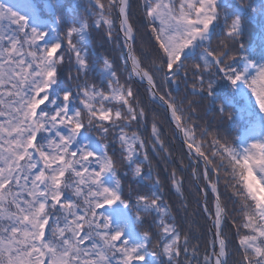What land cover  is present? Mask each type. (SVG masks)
Wrapping results in <instances>:
<instances>
[{
	"label": "snow or ice",
	"instance_id": "6c2138e0",
	"mask_svg": "<svg viewBox=\"0 0 264 264\" xmlns=\"http://www.w3.org/2000/svg\"><path fill=\"white\" fill-rule=\"evenodd\" d=\"M20 7L37 15L49 6L0 0V264H146L149 256L166 257L167 264H264V207L250 206L238 189L221 191L226 164L234 176L244 166L264 179V137L233 147L208 128L188 126L185 113L195 111L193 102L185 108V98L159 95L173 84L188 85L183 69L190 63L191 96H213L216 79L232 86L240 82L264 110V62L256 64L243 55L246 45L240 42L244 14L258 11L253 0H236L227 13L219 0H88L87 14L55 39L49 38L54 27L32 26ZM138 18L144 21L142 27ZM114 20L119 21L118 31ZM219 21L223 34L210 38V27ZM94 28L110 41L123 40L126 68L131 61L129 81L139 77L147 82L150 102L170 113L195 160L192 175L201 189L195 192L197 210L203 206L212 232L210 240L205 234L202 256L200 246L191 243V222L186 220L187 228L178 226L161 195L136 193L130 186L127 196L121 193V172L140 177L147 168L154 185H162L150 152L159 147L162 158V153L169 158L172 153L155 114L149 137L141 134L140 129L148 131L147 105L133 83H121L107 57L102 67L110 77L103 87L85 75L89 61L83 41ZM194 44L199 45V58L189 62L185 50ZM66 62L78 69L69 72L71 84L60 88L58 69ZM218 108L219 119L232 118L223 104ZM81 129L94 134L103 147L100 153L79 143ZM197 130L212 137L209 154L197 143ZM165 170L183 199L177 170ZM109 174L114 178L111 187L103 179ZM228 192L230 201L225 199ZM105 205L132 208L133 222L120 216L121 223L115 225L122 210L113 207L105 214ZM181 208L190 218L189 206L183 203ZM150 211L157 213L154 225L143 226Z\"/></svg>",
	"mask_w": 264,
	"mask_h": 264
},
{
	"label": "trees",
	"instance_id": "16d2710c",
	"mask_svg": "<svg viewBox=\"0 0 264 264\" xmlns=\"http://www.w3.org/2000/svg\"><path fill=\"white\" fill-rule=\"evenodd\" d=\"M37 2L42 6L44 4L49 6L47 8H42V11L37 14L38 17L47 20L51 27L56 29L55 33L51 31L49 32V38L55 37L70 24L78 23L88 12V0H32L33 4ZM219 3H222L227 7V11H225L227 13L235 7L236 0H219ZM253 5L257 7L258 11L255 14H244L246 21L241 34L240 42L246 45L242 54L255 58L258 61V64H260L264 62V0H253ZM117 22L118 20H114V26L116 29ZM29 23L35 27V19H30ZM137 23L142 27L144 21L138 18ZM223 30L224 25L222 21L214 23L210 27V38H218L223 34ZM260 37L262 38L260 39ZM117 44H119V47H117ZM83 46L86 58L89 61V68L87 69L85 75L93 83L103 87L108 82L110 77V72L102 67L103 61L107 57L110 63H112L113 68L118 69V75L122 78L121 83H133L135 91L142 96L144 104L147 105L149 113L148 131L145 132L147 127H145V129H140L139 131L141 134L145 139L149 137L152 115L155 114L157 116L158 127L161 131V138L164 141L165 146L169 149V152L172 153L171 158H169L165 153H162V158L157 155L158 151H162L159 147L150 152L153 164L159 171L160 178L163 182L162 185H154V177L147 168H145L143 176L140 177H134L130 173L128 175H125L124 172L119 173L122 195H128L129 186L131 187V190L136 193H157L161 195L170 205V210L174 215V219L178 223V226L187 228L188 224L186 223V220L191 222V235L193 237L191 243L200 246L202 256L204 251L203 240L205 238V234L209 240L212 238V232L208 231L211 222L203 215L202 205L200 206V209L197 210V208H199V204L198 199L195 196V192L200 191L201 189L197 185L196 178L192 175L194 162L188 156L183 144L175 134V129L169 121L167 114H165L164 107L162 105H158V102L156 101H152V103L150 102V98L146 94L147 86L145 84L140 83L135 79L129 81V67L128 64L127 68L124 65V60L126 58L122 39L119 41H110L103 35L100 29L94 28L85 36ZM199 53V45H195L194 47L190 46L185 50V57L189 62H197ZM240 66L242 67V65ZM77 69L78 66L72 62H66L58 69V85L60 88H65L71 84L69 72L75 74ZM191 71V69L187 71L189 76L187 86L183 83L180 85L173 84L170 87H165L162 91H159V93L161 95L171 93L172 96L177 97L178 99L185 98V108H187L189 102H193L191 106L195 109V111L185 113L189 127H194L195 124H199L201 125V128H208L211 132L218 133L217 138H220L221 136L230 137L234 141V145L238 148H240L242 139H245L247 144L254 142L255 138L253 135V128L259 123L264 125V110L259 108L263 111V114L260 116L255 115L253 111L243 108V97L237 90V85L232 86L228 81L222 79H216L212 90L213 96L208 97L206 93L201 94V98L191 96ZM179 75L183 77L184 73L182 72ZM220 104H223L226 111H230L232 113L231 119L218 118L217 113L219 111L218 106ZM74 107H79L78 101H74ZM136 130L137 129L133 128L130 131ZM87 136H91L95 141H97V138L93 133L87 132L86 129H81V134L78 137L79 143L84 144L83 140ZM196 140L197 143L203 144L206 154H209L207 149L211 145L212 137L201 136L200 131L197 130ZM113 147L115 152L118 154V145ZM138 159H142V157H138ZM181 160H183L184 165L181 164ZM166 166L170 170H177L182 180V191L184 193L183 199L180 198V194L176 191V188L169 183V172L165 170ZM161 186L163 187V192L159 191ZM223 189V185L221 184V191H223ZM231 198V192L225 194L226 200L230 201ZM183 203L189 206L188 211L191 213L190 218L181 208V204ZM114 207L116 206L114 205ZM230 207L231 203L229 202V208ZM127 210L132 223V218L134 216L133 209L127 208ZM156 215L157 213L155 211H150L149 215L145 216L142 221L143 226L147 227L154 225L153 217ZM112 218L113 217H110V219ZM228 224L231 226L232 221L229 220ZM115 225H118V223L115 222ZM232 232H235L234 227L232 228ZM146 264H167V258L160 257L156 259L149 256L146 260Z\"/></svg>",
	"mask_w": 264,
	"mask_h": 264
},
{
	"label": "clouds",
	"instance_id": "9594fccd",
	"mask_svg": "<svg viewBox=\"0 0 264 264\" xmlns=\"http://www.w3.org/2000/svg\"><path fill=\"white\" fill-rule=\"evenodd\" d=\"M189 69L192 70V64L186 63L183 71H188ZM223 137L226 138L231 146L235 147L234 141L230 137ZM222 171L225 172L221 179L223 188L238 189L247 198L250 206L258 205L264 207V179H262L261 174H254L251 170H246L244 166H238L236 169L238 175L234 176L232 168L227 167V164L226 171L224 169Z\"/></svg>",
	"mask_w": 264,
	"mask_h": 264
},
{
	"label": "rangeland",
	"instance_id": "374dc122",
	"mask_svg": "<svg viewBox=\"0 0 264 264\" xmlns=\"http://www.w3.org/2000/svg\"><path fill=\"white\" fill-rule=\"evenodd\" d=\"M19 9L28 19L34 16L31 12L26 11L23 7H20ZM36 26L38 28H41L42 30L45 28H50V25L45 20L38 21L36 23ZM53 39H55V38H53ZM255 132H256V140L260 139L261 137H264V128L263 127H261V126L257 127ZM85 144H89L90 148L92 150H94L96 153H100L103 150L102 147L98 143L92 141L91 138L85 139ZM103 179L109 187L112 186V184L114 182V178L111 177L110 174L103 177ZM118 207L121 208V210H122L121 214L116 217V220L119 222V224L121 223L120 216L126 217L128 219V221L130 222L129 215H128L126 209H124L123 206L118 205ZM110 209H111V207H106L104 210H105V212H107V214H109Z\"/></svg>",
	"mask_w": 264,
	"mask_h": 264
},
{
	"label": "water",
	"instance_id": "95a60500",
	"mask_svg": "<svg viewBox=\"0 0 264 264\" xmlns=\"http://www.w3.org/2000/svg\"><path fill=\"white\" fill-rule=\"evenodd\" d=\"M125 53H126V56H127V55H128V50H127V48H126ZM128 64H129L130 69H131V61H130V60L128 61ZM134 78L139 79V77H134ZM139 80H140V79H139ZM140 81H142V80H140ZM142 82H144V83L147 85V82H146V81H142ZM168 114H169V118L171 119L170 113H168ZM172 123H173V125L175 126V123H174V122H172ZM177 132H178V131H177ZM181 141L185 144L184 139H183V136H182V133H181ZM185 148L187 149L186 144H185ZM187 151H188V149H187ZM193 153H195L194 150H193Z\"/></svg>",
	"mask_w": 264,
	"mask_h": 264
}]
</instances>
